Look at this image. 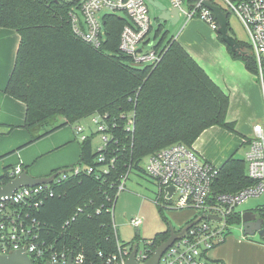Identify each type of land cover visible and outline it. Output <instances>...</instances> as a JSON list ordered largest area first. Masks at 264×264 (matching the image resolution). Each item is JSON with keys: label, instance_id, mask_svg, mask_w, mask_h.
I'll return each mask as SVG.
<instances>
[{"label": "trees", "instance_id": "16d2710c", "mask_svg": "<svg viewBox=\"0 0 264 264\" xmlns=\"http://www.w3.org/2000/svg\"><path fill=\"white\" fill-rule=\"evenodd\" d=\"M72 5V1L59 0H0V29L12 30L19 37L4 93L25 105L23 127L31 133L63 120L42 135H32L31 142L87 117H104L109 137L105 149L94 152L88 137L80 141L79 160L66 168L78 167L80 173L50 184L52 195L28 210L46 246L66 248L72 256L81 253L84 264H103L116 253L112 215L107 211L129 170L143 172L141 161L170 145L193 146L211 127L237 133L235 124L226 119L228 96L176 40L167 39L162 27L153 35L155 48L163 49L159 63L136 66L118 49L123 27L129 25L124 14L103 17L104 41L94 48L74 36L68 17ZM217 38L224 43L220 35ZM225 46L233 60H240L252 75L256 73L250 49L244 53ZM130 119L132 131L127 130ZM236 153L219 167L211 184L213 195L234 193L253 184L246 176L245 162L233 159ZM100 155L104 159L99 162ZM10 171L6 168L0 176V186L11 179ZM77 209L82 213L64 227ZM162 211L158 206L166 230L150 240L153 249L168 239L172 228ZM252 211L264 221V204ZM229 222L238 225L241 217L236 215Z\"/></svg>", "mask_w": 264, "mask_h": 264}, {"label": "built area", "instance_id": "2783aa9c", "mask_svg": "<svg viewBox=\"0 0 264 264\" xmlns=\"http://www.w3.org/2000/svg\"><path fill=\"white\" fill-rule=\"evenodd\" d=\"M59 1H72L73 5L68 11L71 30L75 37L94 48H99L104 41L103 17L109 14H124L129 25H125L121 32L118 45L120 52L130 57L136 66H155L159 63L163 49L155 48L156 40L150 36L152 27L148 17L147 0ZM201 1H193L190 5L186 0H168V3L169 7L179 9V19L182 17L185 24L193 18H199L216 31L217 21ZM223 1L246 30L248 46L255 60L254 76L261 89L264 111V0ZM92 121L101 133L102 146L98 151H103L109 139L105 133L104 117L92 116ZM131 127L132 119L127 123V130H131ZM75 131L80 141L86 139L81 126L76 127ZM243 143H246V151L243 154L246 176L253 184L234 193L212 194L211 184L219 167L203 161L193 146L176 143L146 157L144 171L156 180L159 186L155 204L168 207L170 211L193 210L195 213V217L190 218L184 226L176 231L173 229L178 236L162 254L158 264H225L211 259L210 251L223 243L230 228L237 225L229 222L236 215L241 217L244 212L238 211L236 207L248 198L264 195V113L262 122L252 124L251 134ZM103 159L100 155L98 160L100 162ZM110 163L112 164L113 160ZM80 171L78 167L59 171L50 176L49 182L34 187H21L13 193L11 201L0 202V255L24 249L31 260L66 263L70 256L69 250L56 249L53 245L46 246L44 241H40L38 223L30 216L28 210L32 205L37 207L42 197L52 195L50 184L60 183L69 175H77ZM20 173L21 169L16 168L11 175ZM91 173L92 169L88 168L87 174ZM103 173H106V170H103ZM125 179L126 175L117 187L116 196L124 189ZM169 188H172L171 194ZM114 204L107 211L111 215ZM79 213H82V209H77L75 215L65 222L64 227L74 221ZM99 213L100 210H96V214ZM111 223L116 253L106 257L103 264H123L132 251L135 252L138 264L145 263L152 256L155 249L152 248L150 240L144 241L142 248L139 247V241L124 247L119 241L113 221ZM141 224L142 221L138 218L130 221V225L136 229ZM238 225L241 226L242 236L246 237L242 232V222ZM72 260L74 264L85 263V257L81 253L72 256Z\"/></svg>", "mask_w": 264, "mask_h": 264}, {"label": "crops", "instance_id": "0c3cea01", "mask_svg": "<svg viewBox=\"0 0 264 264\" xmlns=\"http://www.w3.org/2000/svg\"><path fill=\"white\" fill-rule=\"evenodd\" d=\"M149 1L165 5L162 0ZM184 26L182 31L171 38L186 50L208 77L228 96L229 107L226 119L235 124V131L239 135V137L233 136L232 133L219 127H211L205 130L193 144V148L203 161L220 167L234 152H237V146L246 147L243 141H246L251 134L252 113L253 111L261 113L263 108L261 89L255 76L245 69L243 63L231 59L223 43L215 41L212 33H210L211 45H207V42L198 36L199 23L196 30L191 25ZM8 33L13 34L7 32L2 35L4 39L0 41V176L6 168L11 169L10 175L16 168H20L21 173L26 172L33 178H45L56 170L59 172L75 165L79 160L80 139L75 128L80 125L77 123L73 126H64L31 142L32 135H42L51 126H58L63 120L57 119L49 125L37 127L32 133L23 127L25 105L4 93L19 43L18 35L12 37ZM231 135L233 144L218 145V141L227 142ZM174 219L177 220V226L180 228L190 218L175 215ZM209 256L225 264H264V243L262 239L228 235L223 243L210 251Z\"/></svg>", "mask_w": 264, "mask_h": 264}, {"label": "rangeland", "instance_id": "374dc122", "mask_svg": "<svg viewBox=\"0 0 264 264\" xmlns=\"http://www.w3.org/2000/svg\"><path fill=\"white\" fill-rule=\"evenodd\" d=\"M163 4L169 6L168 0H162ZM211 2L219 7L226 15H227V24H228V35L233 38L239 45V48L244 52L248 53L249 48V40L246 33L245 28L240 23L238 18L229 10L228 6L223 0H211ZM148 17L151 23L152 31L151 37L154 35V31L160 25V21L158 20L159 11L154 8L152 5L148 4ZM193 23V24H191ZM198 26V36L201 40L207 42V45H211L212 36L213 39L219 41L217 38V30L212 31L208 27V25L200 20L199 18H193L185 24L184 19L181 17L179 22L175 26H171L168 24L163 25V31L167 34V39L175 36L180 30L182 31L183 25H191L195 30ZM184 26V27H185ZM208 26V27H207ZM7 32H12L10 34L13 36L17 35L16 32L8 29H0V41L3 38L2 35L7 34ZM220 42V41H219ZM222 43V42H221ZM225 49L226 46L222 44ZM228 53V52H227ZM229 55V53H228ZM230 56V55H229ZM232 59V58H231ZM240 61V60H238ZM241 62V61H240ZM242 63V62H241ZM263 108L261 109V113H257L253 111V124L261 123L263 120ZM251 116V114L249 113ZM60 119V118H59ZM83 128V135H86L91 140V147L93 151H97L99 147L102 146L101 141V133L97 131V126L93 123L92 117H87L81 120L78 123ZM230 133V132H229ZM233 136L239 137L238 134H234ZM221 141V142H220ZM218 141V145L221 144L230 145L233 144V137L226 140ZM246 151V147L241 146L238 148L237 152L240 155H243ZM146 164V159H143L140 163L142 169H144ZM159 186L156 180L149 177L145 171L140 172L136 169H131L126 174V179L124 181V189L119 192L117 195L113 210H112V221L114 228L116 229L117 235L119 237V241L122 245H130L135 236H138L139 247L142 248L143 242L147 240H151L153 236L159 232H163L166 229L165 222L163 221L162 216L158 213V206L155 204L156 197L158 195ZM264 204V195L259 197H251L244 201V203L238 205L236 209L238 211H245L254 209L258 205ZM163 208V214L167 217L169 224L176 231L179 229L177 226V220L174 219V216L181 215V217H189L194 218L195 213L193 210H183L182 211H170L163 205H160ZM138 218L142 221L141 226L136 229L130 225L131 219ZM229 235L241 237V226L233 225L229 230ZM254 240H261L258 235L253 236ZM136 242V241H134Z\"/></svg>", "mask_w": 264, "mask_h": 264}, {"label": "water", "instance_id": "95a60500", "mask_svg": "<svg viewBox=\"0 0 264 264\" xmlns=\"http://www.w3.org/2000/svg\"><path fill=\"white\" fill-rule=\"evenodd\" d=\"M198 2L201 0H193ZM147 2L157 8L159 11L158 20L162 27L165 24L175 26L179 22V9L171 8L166 5L155 3L153 1L147 0ZM202 4L208 8L214 15L218 28L217 33L221 36L223 42L230 46L232 50L240 52L238 43L228 35L227 26V15L216 5L212 4L209 0H202ZM157 27V28H158ZM163 28V27H162ZM236 161H244L243 155L236 153L233 156ZM11 176V179L4 185L0 186V202L1 201H11L13 193L21 187H34L36 185L44 184L49 182L51 177L45 178H33L29 176L26 172H22L16 176ZM171 194L172 188L168 189ZM209 219H214L213 217H208ZM242 222V232L246 237H253L258 235L262 240L264 239V221L262 219H256V215L252 210H248L241 215ZM181 234V233H180ZM178 236L175 234L171 228L169 231L168 239L160 244L152 256L143 264H158L160 257L166 251V249L172 244L174 239ZM0 264H34L33 261L25 253L24 249H19L7 255H0ZM44 264H62V263H50L46 262ZM65 264H74L72 256L70 255ZM123 264H138L135 260V252L132 251L126 261Z\"/></svg>", "mask_w": 264, "mask_h": 264}, {"label": "flooded vegetation", "instance_id": "af4514ba", "mask_svg": "<svg viewBox=\"0 0 264 264\" xmlns=\"http://www.w3.org/2000/svg\"><path fill=\"white\" fill-rule=\"evenodd\" d=\"M246 211H248V210H246ZM249 211H250V210H249ZM244 212H245V211H244ZM253 213L256 215V219H260L254 211H253ZM263 227H264V225H263Z\"/></svg>", "mask_w": 264, "mask_h": 264}]
</instances>
